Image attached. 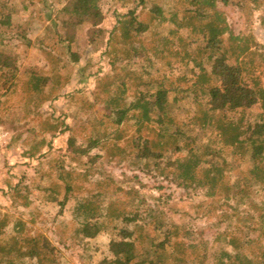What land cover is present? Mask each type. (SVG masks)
Returning <instances> with one entry per match:
<instances>
[{"label":"trees","instance_id":"1","mask_svg":"<svg viewBox=\"0 0 264 264\" xmlns=\"http://www.w3.org/2000/svg\"><path fill=\"white\" fill-rule=\"evenodd\" d=\"M49 1L51 4L48 3V0H0V107L5 101L3 97L5 98L9 92L13 91L15 86L17 88L23 75H25V79H23L24 83L21 82V84L23 83L22 86L26 85L28 92H30L28 99L21 106V114L23 115L10 118L7 121L8 123L5 119H0V123L14 128L21 119L28 120L29 116L31 118L32 116L38 117L44 114L43 122L45 125L48 123L47 125L50 126L51 136L58 129L62 134L67 133L64 147L61 149L55 148L58 158L54 157L53 162L51 160L46 161L51 163L49 164L52 170L51 173L49 171L39 173L42 179L48 178L49 183L46 187H41L37 183L34 186L36 190L42 191L43 201L58 205L57 216L54 220H59L58 216H62L68 206L71 220L74 222L71 239L77 241L81 238H96L105 232L109 234L108 249L110 255L98 259L95 264H181L185 262V259L182 260L177 250L180 243L174 239L175 231L179 230L177 225L165 223L162 220L167 214L163 210L164 208L157 207L154 204L146 206L144 195L138 187H134L136 198L128 199L126 207L121 209L115 203L116 199L114 197L109 198L104 203L105 196L100 190L90 191L89 194L79 192L81 189L80 184L89 181L87 179L90 174L88 169L97 160L96 156L89 155L90 150L95 147L103 148L102 143L105 141H116L118 129L129 118L135 120L138 129L143 122H156L159 131H161V136L170 139L168 149L161 151L164 152V155L168 154L170 150L174 154V152L188 149L186 156L169 158L166 161L170 168L167 166L161 167L160 175L163 179H168L185 189L203 188L208 197L214 196L218 190L217 186L223 183L227 190L226 195H223L225 200L233 199L234 204H247V201L250 200V194L254 193L256 185L264 188V121L255 122L253 125L248 124L244 129L237 127L232 121H220L218 124L223 142L237 149L234 152H239L241 146H250L251 163L246 170L236 163H229L225 157L223 159L224 163L211 160L215 154L212 153L214 149L208 142V144L203 145L204 150L200 155L197 151L200 146L195 143L194 137L187 133L191 130L189 127L182 130L177 126L169 131L168 128H170L172 122L171 118L167 116L168 101L176 102L178 99H182L186 91L178 87H167L164 76L155 83L139 80L137 74L139 72H136L133 66L135 60L141 54L147 53L148 49L142 46L138 47L132 41L133 37H139L138 34H142L146 30V24L137 21L134 16V8L118 18L117 25H114L108 32L102 52V54L107 53L109 55L108 64L111 67L114 68L118 62H122L120 71L123 75L115 76L110 72L102 74V67L99 64L96 72L86 73L84 71L88 67V61L78 68L80 77L87 79L91 74L96 77L97 86L91 92L92 101L96 102L100 95L104 96L103 107H101L102 115L91 120L96 126L92 125L90 135L84 137V141H82V137L74 132V128L81 123L80 117L85 111L81 104L71 103L68 100L65 104V113L59 124L57 123L58 126L53 122L52 112H43L41 105L60 94L58 92V94L53 95V90L61 85V79L58 75L59 69L69 64L78 63L82 56L86 58V54L92 48L89 43H96V40L103 36L104 30L101 23L104 14L99 0H68L61 4L60 0ZM145 1L127 0V4H141L144 7L146 5ZM181 1H184L183 4L185 5L194 6L193 11L188 8L180 9L177 7L176 11L166 15L163 7L154 2L149 8L153 12L151 17L157 18L161 24H167V33L160 37L161 43L164 45L174 43L173 38L177 35H179L177 38L181 40L182 36L179 31L185 27L197 30L202 40L205 41L204 48L209 52L207 60L211 62V69L207 73L201 61L196 62L191 58L194 66L200 69V73L193 83L195 88L192 89L193 92L200 91L201 96L208 97L207 107L209 106L213 111L223 110L227 107H251L256 102L261 101L263 111L260 114H262L261 118H264V87L248 85V82L242 79V67L239 63H229L227 57L229 54L237 61L241 54L247 56L249 58H244L242 63L245 66L252 63L253 55L257 51H254V53L252 51L248 52L250 50L248 40H244L241 36H233L231 30L228 40L233 42L236 39L243 43L240 46L238 45L235 50L232 46L227 48L228 50L226 48L221 49L222 39L219 36L228 31V25L225 23L222 13L216 7L218 0H171L166 2L177 5ZM226 1L222 0V2ZM122 4H126V1L122 0ZM178 10L184 12L182 17H178L180 12ZM20 14L22 16L16 19ZM23 16H26V19ZM192 17H195L201 23L192 25ZM46 20H49V22L44 24ZM33 21L42 24L45 29V33L37 38L36 44H38L40 50H47L48 56L53 58L50 73L41 72L34 65L21 70L20 54L15 40L19 39L25 46L32 43L31 39L27 37V31ZM219 23H223V25ZM58 25L63 30H66L69 26L74 27V31L84 27L83 34L88 39L89 46L84 51V55L73 49L72 35L68 31L65 34L61 33L58 30ZM118 38H120L123 48V51L120 50V54L117 49L120 45ZM165 49L168 50V48H162L161 52ZM92 50L97 49L93 48ZM129 50L132 51L131 56L128 55ZM154 50L152 53H155ZM186 53L188 52L186 51ZM258 55L261 56L260 53ZM186 56L188 55L186 54ZM167 64H170V62H167ZM134 79L138 80L136 81L138 91L135 96L129 98L126 95L128 84L130 82L134 83ZM253 81L254 85H258L255 80ZM69 94L67 92V97H69ZM170 94L172 99H169ZM131 110H140V114L134 113L132 115L130 114ZM154 110L157 111L155 119L152 116ZM204 112V118L210 117L207 115V111ZM68 118H70L69 122L66 121ZM104 118L110 120V125L102 130L99 125L103 123ZM203 121H205L204 124L209 122L208 119ZM186 125L192 124L188 121L184 126ZM45 128L43 129L39 123H35L29 128L31 134L27 139L29 145L23 152L25 156L32 158L38 155L41 156L40 159H43L47 152L53 149L52 142L43 135ZM137 132L139 133V130ZM245 132H249L248 136L240 138L239 136L245 135ZM234 133L236 134L232 136ZM158 134L160 135V133ZM138 144L136 145L137 153L134 155V160L142 162L143 158L152 156L159 158L156 157L159 154L162 158L161 153L152 151V145L147 139L143 138L142 146ZM156 145L160 146L159 143ZM210 153L212 154L210 158L205 157ZM67 158L75 161V163H66ZM43 163L41 161L42 165ZM143 163L145 164L141 165L140 163L138 166L141 167L138 168L146 170V162ZM83 166L86 168H83ZM234 170L237 172L235 180L230 181L227 174L229 172L231 174ZM26 178V175L22 173L13 186L17 194L20 188L27 191L31 188V185L24 184ZM24 197L26 199V195ZM27 203L28 200L25 201V204ZM256 208L260 210L259 224L264 229V200L256 203ZM250 217L246 216L248 220H250ZM18 219L13 222V232L10 235L5 232L7 220L4 217L0 219V264H22L23 260H26L28 264H61L63 255H61L60 249L53 245L44 233L30 235L23 232L24 224L20 218ZM110 219L120 221L121 226L118 229L110 227L108 224ZM129 223H133L132 229H129ZM217 223V221L213 222L214 225ZM149 227L150 229H148ZM114 229H117V232H113ZM151 232H154L159 239L155 240V237L151 236ZM259 234L263 236L262 241H260L262 243L259 245V253H252L251 255L241 251L245 241L231 235L228 243L232 245V250L222 252V257H226L227 264H264V232ZM250 239L247 236L245 240L248 242L252 240ZM88 258L90 259V255Z\"/></svg>","mask_w":264,"mask_h":264},{"label":"rangeland","instance_id":"2","mask_svg":"<svg viewBox=\"0 0 264 264\" xmlns=\"http://www.w3.org/2000/svg\"><path fill=\"white\" fill-rule=\"evenodd\" d=\"M66 1L68 0H60V4ZM123 1H126V4H122V0H99L104 14V19L101 23V27L104 30L103 36L99 40L97 39L96 43H89L92 48L90 47L91 49L86 54V58L82 56L78 63L69 64L59 69L58 75L61 79V85L53 90V95L58 94V92L60 94L56 98L43 102L41 110L43 112H52L53 122L58 126L65 113V104L68 100L71 103L81 104L85 111L80 117L81 123L74 128V132L82 137V141H84V137L90 135L92 125L96 126L91 120L102 115L101 107H103L104 96L100 95L96 102L92 101L91 92L97 86L96 77L91 74L87 79L82 78L78 75V68L85 65L88 61V67L84 71L86 73L96 72L99 64L102 67V74L110 72L115 76L123 75L120 71L122 62H118L113 68L108 64L109 55L107 53L102 54V52L108 32L114 25H117L118 18L135 8L134 16L137 21L146 24V30L142 34H138L139 37H133L132 41L138 47L142 46L148 49L147 53L141 54L135 60L136 62L133 66L135 71L139 72L137 73L139 80L155 83L164 76L167 87H178L186 91L182 99H178L176 102L168 101L167 116L171 118L172 122L168 130L172 131L177 126L182 130L189 127L191 130L187 133L191 137L193 136L195 143L200 146L199 150H197L200 155H202L201 153L204 150L203 145L209 143L214 149L212 153L215 154L211 160L224 163L223 159L225 157L229 163H236L246 170L251 163L249 156L250 146H241L239 152H234L237 149L223 142V136L219 133L218 124L220 121H232L237 127L244 129L248 124L253 125L255 122L264 121V118H261L262 114H260L263 111L261 101L256 102L251 107H227L223 110L215 111L211 110L209 106L208 108V97L201 96L200 91L193 92L192 90L195 89L193 83L200 73V69L194 66L192 60L201 61L207 73L211 69V62L207 60L209 52L204 48L205 41L202 40L197 30L185 27L179 31L182 36L181 40L177 38L179 36L177 35L173 38L174 43L164 45L161 43L160 37L167 33V24H161L157 18L151 17L153 12L149 8L153 2L157 3L160 7H163L164 13L168 15L170 12L176 11L177 7L180 9L188 8L193 11L194 6L185 5L183 4L184 1L179 2L177 6L166 2L171 0H146V5L143 7L141 4H127V0ZM48 3L51 4L49 0ZM216 5L228 25V31L219 36L222 39L221 49L224 50L232 46L235 50L238 45L240 46L243 43L236 39L233 42L228 40L231 30L233 36H241L244 40H248L250 46L248 52L252 51L254 53V51H257L253 55L252 63L245 66L242 64L243 60L249 57L241 54L235 61L233 56H230L227 52L229 63H239L243 71L242 79L247 81L248 85L264 87V0H227L226 2L218 0ZM183 13V11H180L178 17H182ZM189 15L191 16V14ZM20 16L22 15L17 16L16 19H19ZM24 19H26V16ZM191 21L192 25L201 23L195 17H192ZM48 22L49 20H46L44 24ZM219 24L223 25V23ZM83 29L84 27H81L74 31V27L69 26L66 30H63L58 25V30L61 33L65 34L68 31L72 35L73 49L84 55V51L89 46L87 43L88 39L83 34ZM44 33L43 25L33 21L27 31V37L31 39L32 43L25 46L19 39L15 40V44L18 45L19 49L21 70L34 65L41 72H51L53 58L48 56L47 50H40L38 44H36L37 38ZM118 40L120 45L117 49L120 54V50L123 51V48L120 38ZM93 48L97 50L93 51ZM162 48H168V50L165 49L161 52ZM153 50L155 53H152ZM128 55H132L131 50H129ZM167 62H170V64H167ZM23 79H25V75H23L22 81L19 80L17 88L15 86L13 91L9 92L5 98L3 97L5 101L0 107L1 120L5 119L7 122L12 117L23 115L21 114V106L26 102L30 94L26 85L22 86L24 83ZM253 80L258 85H254ZM136 81L138 80L134 79V83L130 82L128 84L126 95L129 98L135 96L138 91ZM21 82L23 83L21 84ZM67 92L70 93L69 97L66 95ZM196 93L198 94L197 96ZM169 99H172L171 94ZM90 103L93 104L90 105ZM204 111H207V115L210 117L204 118ZM134 113L140 114V110H131L130 114L134 115ZM156 114L157 111L154 110L152 112L154 119ZM44 118V114L38 117L32 116L31 118L29 116L28 120H19L14 128L0 123L11 135V141L4 147V165L0 170V219L4 217L7 220L5 232L9 235L13 232V222L19 220L18 218L23 222L22 231L26 234L44 233L51 243L60 249L61 255H63L61 264H95L98 259L110 255L108 249L109 234L105 232L96 238H81L77 241L71 239L74 222L71 220V215L67 209L68 206L64 210V214L58 216L59 220H54L57 216L58 205L43 201L42 191L35 189V183L41 185V187H46L47 183H49L48 178L42 179L39 173H45V171L51 173V166H49L51 163L46 161L51 160L53 162L56 157L58 158L55 148L61 149L64 147L67 134H61L58 129L51 136L50 131L52 130L47 125L48 123H46L47 126L44 124ZM205 119L209 121L206 124L203 121ZM165 120L167 121V119ZM66 121L69 122L70 118L66 119ZM188 121L192 125L184 126ZM35 123H39L43 129L46 127L43 135L52 142L53 149L47 152L43 159H40L41 156L38 155L31 158L23 154L29 145L27 142L31 134L29 128ZM109 125L110 120L104 118L103 123L99 127L105 130ZM111 125L112 127L114 126L112 121ZM118 130L116 141H105L102 143L103 148L95 147L90 150L89 155L96 156L97 160L88 169L90 174L87 179L89 181L80 184L81 189L79 192L89 194L90 191L100 190L105 196L104 203L109 198L114 197L116 199L115 203L121 209L126 207L128 199L136 198L134 187H138L139 191L144 195L146 206L154 204L157 207L164 208L163 210L167 214L162 220L165 223L177 225L179 230L175 231L174 239L180 243V246L177 247L180 257H182V260L185 259V262L181 264H227V259L225 256L222 257V252H230L232 250V245L228 243L231 235H235L245 241L241 251H245L247 255L259 253V245L262 243L260 241L263 239V236L259 233L264 232V229L259 224L260 210L256 208V203L264 200V188L256 185L254 193L250 194V200L247 201V204H234L233 199H224L227 190L223 183L217 186L218 190L212 197H208L203 188L185 189L179 187L176 183L163 179L160 171L163 166L169 167L166 162L169 158L186 156L188 149L174 152V154L170 150L168 154L164 155V152L161 151L168 149L170 139L166 136H161V131H159L160 129H158L156 122H143L138 129L135 120L129 118ZM137 130H139V133ZM236 133L232 134V136ZM248 134L249 132H245V135L239 137H246ZM138 135L140 136L139 138ZM143 138L150 142L154 153H161L162 158L159 154L156 156L159 158H155V156L143 158L142 162L133 159L137 153L136 145L139 143L138 145L142 146ZM157 143L161 147L156 145ZM211 155L210 153L205 157L210 158ZM41 161L44 162L43 165ZM143 162H146V170L138 168L141 167L138 166L140 163L141 165L145 164ZM66 163H75V161L67 158ZM83 168L86 167L83 166ZM22 173L27 177L24 184L31 185V188L28 191L20 188L17 194L13 186ZM236 174V170L232 171L231 174L230 172L227 174L230 181L235 180ZM97 181L99 182L97 183ZM25 195L28 200L27 204H25V201H27L24 197ZM246 216H249L250 220ZM215 221L218 223L214 225L213 222ZM108 224L110 227L117 229L121 226L120 221L115 219H110ZM128 227L132 229L133 223H129ZM117 229H114L113 232H117ZM151 233L155 240L159 239L154 232ZM247 236L252 240L250 239L251 241L246 242ZM89 255L90 259L88 258ZM221 259H223V262ZM22 264H28V262L23 260Z\"/></svg>","mask_w":264,"mask_h":264},{"label":"built area","instance_id":"3","mask_svg":"<svg viewBox=\"0 0 264 264\" xmlns=\"http://www.w3.org/2000/svg\"><path fill=\"white\" fill-rule=\"evenodd\" d=\"M11 141V135L8 130L0 125V170L4 165V147Z\"/></svg>","mask_w":264,"mask_h":264},{"label":"crops","instance_id":"4","mask_svg":"<svg viewBox=\"0 0 264 264\" xmlns=\"http://www.w3.org/2000/svg\"><path fill=\"white\" fill-rule=\"evenodd\" d=\"M62 134V133H61Z\"/></svg>","mask_w":264,"mask_h":264}]
</instances>
